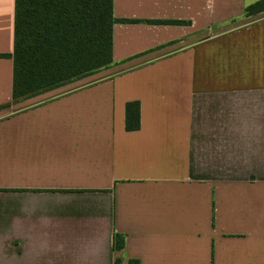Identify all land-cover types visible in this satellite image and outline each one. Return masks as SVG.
<instances>
[{
	"label": "crops",
	"instance_id": "obj_1",
	"mask_svg": "<svg viewBox=\"0 0 264 264\" xmlns=\"http://www.w3.org/2000/svg\"><path fill=\"white\" fill-rule=\"evenodd\" d=\"M257 1L113 0V64L15 102L0 0V264H264Z\"/></svg>",
	"mask_w": 264,
	"mask_h": 264
},
{
	"label": "trees",
	"instance_id": "obj_2",
	"mask_svg": "<svg viewBox=\"0 0 264 264\" xmlns=\"http://www.w3.org/2000/svg\"><path fill=\"white\" fill-rule=\"evenodd\" d=\"M264 12V0L246 9ZM113 0H15L13 100L49 92L113 64ZM181 24L176 21H149ZM140 103L126 104V130L140 129ZM123 240L117 247L121 248Z\"/></svg>",
	"mask_w": 264,
	"mask_h": 264
}]
</instances>
